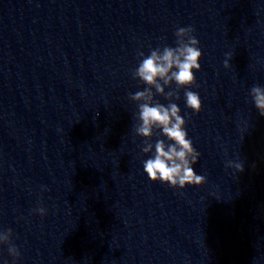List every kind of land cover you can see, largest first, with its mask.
Masks as SVG:
<instances>
[{
    "label": "clouds",
    "instance_id": "clouds-1",
    "mask_svg": "<svg viewBox=\"0 0 264 264\" xmlns=\"http://www.w3.org/2000/svg\"><path fill=\"white\" fill-rule=\"evenodd\" d=\"M194 28L191 26L180 27L176 30V46H164L163 49L151 50L150 55L144 56L143 52L138 55L142 57L141 62L135 69L133 76L147 87L142 91L130 94L132 101L138 102L136 114L137 123L135 133L144 138L141 151L149 154V158L143 161V170L151 181L166 183L170 187L183 189L186 185H202L206 182L203 175H198L193 165L198 162L200 153L193 147L192 140L188 138L185 128L186 120L181 116V109L171 102L173 98L179 99V90L188 89L196 83L195 71L200 70L199 60L202 52L198 47L199 41L193 35ZM224 67L230 66L231 54H226ZM162 82V83H161ZM175 83L176 88L165 92V86ZM155 89V94L153 93ZM164 96L169 103L165 106L154 99L155 95ZM253 103L261 116H264V87L254 85L250 89ZM186 107L193 113H199L202 102L198 93L186 90L184 92ZM166 137L151 142L155 133ZM154 149V151H153ZM227 166L236 169L237 172L244 171L241 162L228 161ZM44 216L46 209L39 207L34 210ZM12 230L0 232V244H8L11 256L18 258L20 252L11 243Z\"/></svg>",
    "mask_w": 264,
    "mask_h": 264
}]
</instances>
